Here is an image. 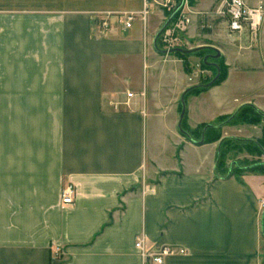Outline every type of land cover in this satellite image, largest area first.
Wrapping results in <instances>:
<instances>
[{
    "label": "crops",
    "instance_id": "obj_1",
    "mask_svg": "<svg viewBox=\"0 0 264 264\" xmlns=\"http://www.w3.org/2000/svg\"><path fill=\"white\" fill-rule=\"evenodd\" d=\"M144 2L0 0V264H152L140 234L148 252L181 249L166 264H264V174L218 176L221 140L180 130L184 91L214 71L200 76L195 54L187 71L155 48L168 10L154 2L146 22L126 28L112 15L102 29L105 14ZM220 2L180 9L191 19L180 47L214 45L222 56L210 61L226 69L192 93L187 128L220 125L244 104L264 113V18L254 38L232 32ZM221 130L262 136V124ZM67 184L72 204L62 202Z\"/></svg>",
    "mask_w": 264,
    "mask_h": 264
},
{
    "label": "built area",
    "instance_id": "obj_2",
    "mask_svg": "<svg viewBox=\"0 0 264 264\" xmlns=\"http://www.w3.org/2000/svg\"><path fill=\"white\" fill-rule=\"evenodd\" d=\"M144 8L140 11H125L121 13H107L101 21L102 29L106 30L110 27V16L115 15L124 24V27L129 28L133 25L137 18L146 22L150 13V5L155 4L167 9L171 12L177 5L176 0H144ZM216 13L222 17H228L229 29L235 33L247 31L251 38H254L263 22L264 4L256 7H250L245 0H221L216 8ZM191 22L190 17L178 12L168 28L163 32L162 36L167 48L180 46V35L184 33ZM133 95L128 93V97ZM75 189L72 184L64 186L62 191V202L64 204H72L74 202ZM261 208L264 211V196L261 199ZM145 236L140 234L136 237L135 246L142 254V257L149 260L152 264H166V257L178 253L181 249L174 246H162L160 249L148 252L145 249Z\"/></svg>",
    "mask_w": 264,
    "mask_h": 264
},
{
    "label": "trees",
    "instance_id": "obj_3",
    "mask_svg": "<svg viewBox=\"0 0 264 264\" xmlns=\"http://www.w3.org/2000/svg\"><path fill=\"white\" fill-rule=\"evenodd\" d=\"M194 0H190V2H193ZM179 2V0H178ZM170 14L168 11L167 16ZM214 51L210 48H202L199 49L191 54H195L201 58H203L206 54L208 53H213ZM176 55L182 57L185 62V67L187 71H191L190 68L191 64L189 63V57L191 54H185L181 52H174ZM201 65L204 68H210L214 71V76L217 74V69L214 66H209L204 63V61H201ZM220 68H221V76L220 78L216 81L218 83L221 81L226 74V69L223 63H220ZM213 76V77H214ZM212 77V78H213ZM212 78L207 79V81L202 82V83H207L209 82ZM203 87H196L190 89L187 93H197L202 91ZM186 93V94H187ZM229 118V117H228ZM227 118V119H228ZM185 120V119H184ZM184 120L182 121V128L188 132L189 135H186L185 133L184 136L190 140H196L200 141L202 138V133L207 124L202 125L201 129H195V130H189V128L185 127ZM226 120V119H225ZM228 123H246V124H262V136L257 139H247V138H239V137H226L221 140V146H220V154H219V160L216 168V172L218 176H227L228 173L230 172L231 175L234 174H241V171H247V170H252L256 172H261L264 174V162L257 161L255 163H252V165H248L245 167L241 166H236L233 169L230 170V168L227 167L226 160H225V154L228 152V147L231 148H236L237 151L241 149H246L249 153L251 154H257V155H264V113L259 110L257 107H255L252 104H244L239 111L237 112L236 116L229 121ZM198 135H200L199 138ZM205 142H211V141H216L222 138V130H221V125H216V126H210L207 128L205 132ZM242 172V173H243ZM262 226H263V233H264V211H263V217H262Z\"/></svg>",
    "mask_w": 264,
    "mask_h": 264
},
{
    "label": "water",
    "instance_id": "obj_4",
    "mask_svg": "<svg viewBox=\"0 0 264 264\" xmlns=\"http://www.w3.org/2000/svg\"><path fill=\"white\" fill-rule=\"evenodd\" d=\"M185 1L186 0H179V2L177 3V5L174 7V9L170 12V14L166 17V20L164 21L163 25L161 26V28L159 29V31L157 32L155 38H154V46L155 48L160 51L161 53L163 54H166V53H173V52H181V53H185V54H191L199 49H202V48H210L212 49L215 53H208L206 54L204 57H203V61L205 64L209 65V66H214L217 68V74L216 76L211 79L209 82L207 83H198V84H194L192 85L191 87H189L188 89H186L182 95V99H181V103H182V111H181V115H180V130L185 133L186 135H189L188 132L186 130H184L181 126V123L185 117V113H186V102H185V95L186 93L192 89V88H196V87H203V88H206V87H209L211 85H213L221 76V69H220V66L218 65V63H216L215 61H210V59H219L221 56H222V52L221 50L214 46V45H210V44H206V45H201V46H198V47H195V48H183V47H173V48H169V49H160L158 47V39L159 37L162 35V33L168 28V26L171 24V22L173 21V19L175 18V16L177 15V13L180 11V9L184 6L185 4ZM239 111V109L234 112L228 119H226L225 121H223L222 123H220V125H224L226 123H228L229 121H231L237 114V112ZM210 126H214L213 124H207L203 130V133H202V138L200 141H196V140H193V142H196V143H199V144H202L204 143L205 141V132L207 130L208 127Z\"/></svg>",
    "mask_w": 264,
    "mask_h": 264
},
{
    "label": "rangeland",
    "instance_id": "obj_5",
    "mask_svg": "<svg viewBox=\"0 0 264 264\" xmlns=\"http://www.w3.org/2000/svg\"><path fill=\"white\" fill-rule=\"evenodd\" d=\"M212 0H205V3H210ZM153 9V8H152ZM163 34V33H162ZM162 36V35H161ZM160 36V37H161ZM159 37V38H160ZM186 46H189L186 44ZM192 56V54H191ZM194 56V55H193ZM180 57V56H179ZM194 61H197V59H195ZM191 69V68H190ZM203 69H205L202 65H199L196 70L199 71V74L200 76L201 75H208L206 74V71H203ZM217 69V68H216ZM212 70V69H211ZM193 70L191 69L190 72H192ZM212 73H213V70H212ZM211 73V74H212ZM214 76V73L211 75V77H203V78H200V81L201 83L202 82H205L207 81V79H210ZM199 79V76L196 77L193 81H196ZM216 83V82H215ZM214 83V84H215ZM168 90V87H163L162 88V91L163 93L166 92ZM192 96V93H188L186 94L185 96V102H186V110H187V107H188V103H189V98ZM188 126V125H187ZM189 130H195V129H201L202 128V125L200 126H197V127H188ZM200 135H198L197 138H199ZM224 138V137H223ZM220 140H222V138H220ZM228 152L227 154H225V162L227 164V167L230 168V169H233L234 167L236 166H241V167H245V166H248V165H252V163H255L257 161H261V162H264V155H257V154H251L249 153L246 149H241V150H238L235 148H231V147H228ZM243 171H241L240 173H242ZM263 198V197H262Z\"/></svg>",
    "mask_w": 264,
    "mask_h": 264
}]
</instances>
